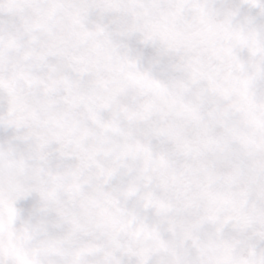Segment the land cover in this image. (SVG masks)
Masks as SVG:
<instances>
[{"label": "rangeland", "instance_id": "374dc122", "mask_svg": "<svg viewBox=\"0 0 264 264\" xmlns=\"http://www.w3.org/2000/svg\"><path fill=\"white\" fill-rule=\"evenodd\" d=\"M180 1V0H176ZM217 5L226 6L228 8H233L235 12V18L232 19V24L236 26L239 22L241 17L243 16V22H241L240 26L246 30L245 34H242L239 32L238 34H233L229 29L226 28V25L222 27L224 32V40H229L230 44L236 45L237 52L232 55V59L237 64L242 63L243 58V52L244 49L247 48V42L250 40V36H255L259 31L261 33L262 29L264 32V25L262 22V19H264V0H215L214 2ZM205 6V5H203ZM249 9V7H251ZM214 19H218L217 22L214 23V25L219 24L221 21H224V18H221L219 20V17L215 14L214 11L208 12ZM224 14V12L222 13ZM244 14V15H243ZM191 29L190 32L192 34V46H193V53L196 55L198 53L199 46L205 47V44L207 43L211 50H209V53H206L209 56H215V58L221 59L220 66L225 71V68H233L238 67L237 64H227L231 60L229 55H225V51L222 50V47L220 44H218L215 39V30L213 28L206 29V32H203L201 29L198 30L196 25L191 21L187 22ZM184 26V19L181 17L180 20L174 21V27L176 26ZM213 25V27H214ZM186 27V26H185ZM184 28V27H183ZM182 29V28H181ZM249 35V36H248ZM259 44V52L260 55L262 54V50H264V33L263 37L258 41ZM263 45V46H262ZM254 47V46H253ZM254 53V52H253ZM254 69L251 70V73L254 75L259 74L260 72H263V69L259 67H253ZM235 70V68H234ZM231 72V71H229ZM250 73V74H251ZM264 74V73H263ZM223 75V74H222ZM238 75V69L234 71V76L237 78V82L234 85H230L232 83H227V88L234 97V102L236 104V107L241 111L242 115L246 118L249 127L253 129H257L260 133V137L264 140V77L262 78H255L253 80V83L255 84V87H253L250 84H242L240 83L241 78L237 76ZM211 129H214V127H211ZM218 133V131H215ZM219 136L224 135V133L221 131L219 132ZM31 137H33V134H31ZM207 137V136H206ZM205 137V138H206ZM217 139L216 137H211L209 139ZM220 139V137H218ZM219 142V141H218ZM241 158V159H240ZM222 161V163H221ZM220 161V167L218 166H211V168L214 169L213 172L216 174V172H221V175H224L225 173H232L233 175V183L230 181L227 183L232 184V188H235L236 185H239L236 180V176L234 173L238 171L239 168H241L245 174H248L249 176H253L254 170H257L256 172H263L264 167V141L261 149L253 154L250 157L244 158L240 156L234 155H225L222 154ZM25 163L21 162L20 165H11L7 167V165L3 162L2 158L0 157V226H3L2 231L4 233H10V227L12 225H15V223L20 224L21 227L23 223V212L24 208L27 206L26 200L21 198L17 204L14 203V197L22 196L23 193H19L16 191H10L12 190L19 182L20 178L23 175ZM219 169V170H218ZM224 172V173H222ZM241 173V172H240ZM262 176L264 174L261 173ZM264 178V177H263ZM259 176L254 175L253 184L256 187H259L258 185L260 182ZM7 191V192H5ZM220 194H212L210 196H204L203 197V203L205 208L214 211L215 213H220L221 218H225V221L222 222L219 233H217V237H220V244L217 247H214V250L211 251L210 257L213 258V261L215 264H242L244 261L245 263L249 264H264L263 254L261 250H254V259L255 261L251 262L250 254L252 253V250L250 248H246L243 245L238 246L236 243V236L240 235L239 232L242 228V225L248 217L242 213H239L242 216V222L239 224V226L235 229L234 224L232 223V220L230 219V209L231 205L234 204L237 205V202L241 201L242 198L239 196H233L230 194L222 193ZM239 193V190L236 191ZM19 193V194H18ZM52 199L55 202H60L61 205L64 207L65 210L72 208L65 202V197L63 195H51ZM247 198L253 199V205L250 203L249 210L250 212L258 217L257 224H261L264 220V216H259L260 213L264 215V190H259L253 188V192L249 193L247 195ZM141 196H138L136 200L132 201V204H139L140 203ZM95 201V200H94ZM72 203L76 205L78 208L81 207L85 213L86 216L94 215L93 220L95 224L100 228H98L99 232L102 233V236L107 235L105 231L102 229L103 227L108 228L107 225H109L111 233H113L116 229V222L113 221L112 216H115L113 213L109 214V211L111 210L110 205L107 203H103L97 208V212L95 213L93 211V208L89 207V203L87 199H84L83 201L80 198H73ZM224 204H228L226 206H223ZM55 204V208H56ZM114 207V206H113ZM108 209L107 211L105 209ZM248 210V211H249ZM258 210V211H257ZM50 225H53L50 221H48ZM69 223L73 226V228L77 231H79L82 227V223L80 222L78 215L74 212H70L69 217ZM95 225V226H96ZM101 225V226H99ZM118 225V224H117ZM52 226H45L43 228H40V226H36L34 229H30L29 231L23 232L21 237L18 240L19 247L21 249V252L25 258L32 257L36 255L39 250H37L36 241L35 238H41L44 231V234H47L49 229ZM115 227V228H114ZM56 228V227H53ZM25 229L24 227L20 228V231ZM1 230V228H0ZM19 231V232H20ZM234 233L231 235L230 233ZM110 233V234H111ZM249 234H252V232H249ZM232 236L228 238V236ZM254 236V235H253ZM252 236V237H253ZM96 237V235H95ZM117 238V236H115ZM252 237H248L247 240L252 239ZM84 238L89 240L90 245H96L95 240L91 237H88V234H84ZM145 237H142V240L144 241ZM111 239V238H110ZM108 239L103 241V244L106 246H111ZM227 239L230 241L232 240L231 244H228ZM106 241V243H105ZM114 241V240H113ZM241 242H246V240L242 239ZM260 243H254L252 241H248L247 245L249 246H257ZM55 241L53 239V247L51 249V253L49 255V258L51 260L52 251L54 249ZM234 245V246H233ZM116 252V251H115ZM117 252H122V248H117ZM206 252V247H200L196 246L194 248V251L192 253H189L194 259H199V257ZM239 252H243V255H239L242 257V261H238L236 259V254H239ZM59 258L62 257L61 253L58 254ZM217 256L221 257V260L216 258ZM208 261V260H206ZM250 261V262H249ZM164 264L167 262V259L163 260ZM51 263V261L49 262ZM87 264H95V263H87ZM99 264V263H96ZM207 264V262H206Z\"/></svg>", "mask_w": 264, "mask_h": 264}, {"label": "flooded vegetation", "instance_id": "af4514ba", "mask_svg": "<svg viewBox=\"0 0 264 264\" xmlns=\"http://www.w3.org/2000/svg\"><path fill=\"white\" fill-rule=\"evenodd\" d=\"M29 1L30 0H0V29H3L4 20L7 19L8 14L12 16L16 28L14 30H10V32L12 35L16 36V41L21 44L20 37H22V35H26V37L22 39L23 55L26 56V59H29L31 51L33 50L37 52L32 54L34 57L39 55V50L36 44L37 38L34 37L28 39L27 36H30V33L35 35L38 28L36 26H39L43 23L42 15L40 12H38L40 15L37 16L36 22L30 24L32 27H29V9L27 8L28 6H26ZM35 3L38 4L39 1H36ZM105 21L106 20L104 19L101 26L92 25V22L88 24L87 30L92 37V40L89 43L90 48L88 50L81 49V53L77 55V58H81L83 60L82 66L68 63L69 65L66 68H63V70L59 73L61 82L59 83L63 97L54 99L56 108L58 110H62L63 107H65L64 103L67 99V107H69V98L71 101L73 98L77 99L78 97L82 100H85L88 93L83 92L80 89H84L86 86L92 84L93 81H100L105 65L114 58V49L111 53H109V48L106 46L115 41L116 38L117 42L124 41L128 37L129 33L132 32L133 36L129 37L128 39L139 40L142 43V46L138 51V55L144 65L145 73L148 76V78H145L143 81H141V79L138 78V75H133V78L135 77L133 80L137 81L138 88L143 90V94L148 100L147 105H150L152 108L153 119H157L158 116L163 119L166 117L164 110L159 109L155 104L152 105V86L156 85L157 83L165 84L167 83L166 81H168L164 79V68H158L157 37L153 32H151L150 26L142 27L141 24H134L130 18L125 16L121 19L109 18L107 19V23H105ZM7 31L9 32V30ZM185 72L187 71H170V77H174L176 74V77L180 79V83L177 85L175 91L176 95L178 97L187 96L188 99H191L193 101V105L196 107L199 113L206 111L207 109L204 103L197 97L196 94L201 90L211 87V84L207 83L205 79L203 80L200 78H195L192 75H189L185 80ZM66 79H68L70 84L75 83V87H73V91L76 90L75 94L73 93L70 95V84L66 81ZM107 80L109 81V78ZM137 85L133 82L132 86L128 88L127 94L135 92ZM218 105L220 106V103H218ZM85 113L86 112L83 110L81 116L79 117L80 130L83 126V123L85 122ZM105 118H107V116H105ZM87 152H89L88 149ZM93 160L97 163L100 161L94 156ZM152 172L153 171L150 170L149 172L143 171L138 173L135 177V180L139 178V180L144 182L145 186L150 185L151 179L149 173ZM162 175H164V173ZM153 180L156 182L158 178L154 177Z\"/></svg>", "mask_w": 264, "mask_h": 264}, {"label": "water", "instance_id": "95a60500", "mask_svg": "<svg viewBox=\"0 0 264 264\" xmlns=\"http://www.w3.org/2000/svg\"><path fill=\"white\" fill-rule=\"evenodd\" d=\"M149 2H146L143 7L139 9H135L137 13H142L146 11ZM150 8V7H148ZM182 52V49L179 50V54ZM227 127L232 134L234 140L239 145V147L246 153L251 151L252 146H257L254 138L242 128L241 121L239 120L238 116L234 114L230 124H227Z\"/></svg>", "mask_w": 264, "mask_h": 264}]
</instances>
